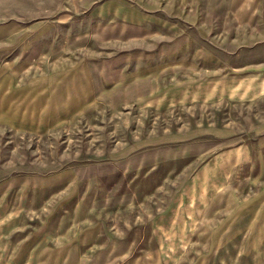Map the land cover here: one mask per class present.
<instances>
[{"label":"rangeland","instance_id":"rangeland-1","mask_svg":"<svg viewBox=\"0 0 264 264\" xmlns=\"http://www.w3.org/2000/svg\"><path fill=\"white\" fill-rule=\"evenodd\" d=\"M263 85L264 0H0V264H264Z\"/></svg>","mask_w":264,"mask_h":264},{"label":"crops","instance_id":"crops-1","mask_svg":"<svg viewBox=\"0 0 264 264\" xmlns=\"http://www.w3.org/2000/svg\"><path fill=\"white\" fill-rule=\"evenodd\" d=\"M263 87H264V85H263ZM263 87H262V90H263ZM262 90H261V91H262ZM247 94H249V92H248V91H247ZM245 96H247V95H245Z\"/></svg>","mask_w":264,"mask_h":264}]
</instances>
